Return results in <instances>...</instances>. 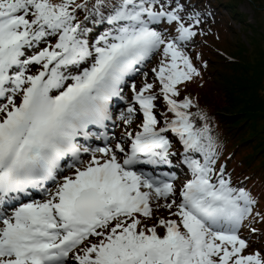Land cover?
<instances>
[{
  "label": "snow or ice",
  "instance_id": "snow-or-ice-1",
  "mask_svg": "<svg viewBox=\"0 0 264 264\" xmlns=\"http://www.w3.org/2000/svg\"><path fill=\"white\" fill-rule=\"evenodd\" d=\"M187 7L0 0V264H264L241 235L254 212L264 220L257 199L215 167L207 116L177 99L201 75L186 51L200 19L187 26ZM170 135L191 174L180 188L139 167L173 166ZM160 208L174 218H156Z\"/></svg>",
  "mask_w": 264,
  "mask_h": 264
},
{
  "label": "rangeland",
  "instance_id": "rangeland-1",
  "mask_svg": "<svg viewBox=\"0 0 264 264\" xmlns=\"http://www.w3.org/2000/svg\"><path fill=\"white\" fill-rule=\"evenodd\" d=\"M191 1L182 0V2L188 5L185 13L182 15L187 26L194 24V21L188 20V16L199 15L200 23L194 27V31L201 35L199 38L196 35L188 43L187 47H196L205 52L206 47L213 44L217 48L225 51L227 55L231 57L234 55L242 60V64L234 63L237 65H227L226 63H219L220 66H217L218 63H215L213 60L209 63V68L208 63L201 64L198 66L201 75L181 85V97L177 99L182 100L185 96L190 97L198 105L193 110L206 115L208 118L207 123L212 126L220 139L228 140L224 138L223 132H220L219 128L221 129V127L218 128L217 126L218 123L214 117L213 108L206 106L207 104L204 101L203 103L200 101V89L203 85L211 86L212 82H214L220 89L221 86L224 88V92H226L228 97V106L226 107L225 113L231 115L232 126H241L240 130L244 133L242 134V139L245 142L247 141L240 148H236L233 144L227 142L226 148L228 150L226 152L230 151L228 159L233 154L230 167L233 168L235 175L239 173L241 176L250 167H242L240 165V159L250 157L254 159V163H250L252 168L248 170V173L255 171L258 173L256 172L255 177L252 178L250 192L258 202L255 211L264 214V0H210L217 7L220 6V13L225 17L223 20L221 17L219 19L218 10L213 5L205 8L207 4L197 5ZM195 1L200 3L203 0ZM226 4L230 6L229 11L226 8ZM210 22L211 24L217 23L215 28L219 32L218 34L214 33L211 37L206 36ZM217 35H219V39H217ZM204 52V57L208 59ZM160 59L161 57L156 55L155 59L146 66L148 67L147 71L149 73L148 82H155V77L151 70L159 64ZM228 61L230 60L228 59ZM216 67L217 72L212 73V70ZM209 69L210 72L208 73ZM143 82L141 80L139 84L141 85ZM154 92L159 94V85L154 89ZM157 101L163 100L158 99ZM222 105H225L224 96H222ZM158 118L160 117L158 116ZM238 133L237 136L241 138V132ZM223 148L225 146L222 145ZM260 165L262 167L256 170L255 168ZM260 183L262 184L261 186ZM259 197L262 199L258 200ZM156 218L174 217H171L170 213L160 208L156 211ZM248 221L250 222L246 232L249 233L250 228L257 230L255 233L250 232V238L254 234L263 235L261 237L262 240L254 241H258V245L256 243V245L253 244L249 240L251 243L249 250L257 247L264 249V220L255 217L254 212L253 217H249ZM148 223L151 225L155 223V220H150ZM258 229L262 230L258 231Z\"/></svg>",
  "mask_w": 264,
  "mask_h": 264
},
{
  "label": "trees",
  "instance_id": "trees-1",
  "mask_svg": "<svg viewBox=\"0 0 264 264\" xmlns=\"http://www.w3.org/2000/svg\"><path fill=\"white\" fill-rule=\"evenodd\" d=\"M221 4H223V3H221ZM226 8L228 9V11L230 10L229 9L230 6L227 4H226ZM218 9L221 10L220 6H218ZM81 16H83V15H81ZM204 54L208 58V59H206V63H208V68H209V63L211 62V60H213L215 63H218L217 66H220L219 63L220 64L226 63L227 65L234 64V63L242 64V60H240L239 58H237L234 55L232 57L227 55V53L225 51L217 48L213 44L206 47ZM228 59L230 61H228ZM234 65H237V64H234ZM195 66L198 68L199 64L195 63ZM206 72H207V70H206ZM209 72H210V69L208 70V73ZM213 72H217V67L214 70H212V73ZM210 78H211V76H210ZM221 89H222V92H221ZM221 89H220V87H218V85H215L214 82H212L211 86L203 85L202 88L200 89V94H201L200 101H201V103H203V101H204V103L207 104L206 106L213 108L214 117L216 118V121L218 123L217 126H218V128L221 127V129L219 128L220 132H223L224 138L228 139V140H221L218 135L214 136L215 142L217 145L216 149L219 151L220 154H223L225 159L227 160L228 167H226V170H225L226 175L231 177L234 186L243 185L246 187V189L247 188L251 189L250 184H251L252 178L255 177V173L257 171L248 173V170L252 168L250 166V163L253 164L254 159L251 157L240 159V165H242V167L243 166H244V168L250 167L248 170H245L241 176L239 173L237 175H235V173L233 172V168L230 167L229 162L232 160L233 154H231V157L228 159V154L230 153V151L226 152L228 150V148H226L227 142L233 144V146L236 148H240L241 146L246 144L247 141L245 142L242 139V134H244V133L240 130L241 126H237V125L232 126L231 115L229 113H225L226 107L228 106V104H227L228 97H227L226 92H224V88L222 86H221ZM222 96H224V98H225V105H222ZM233 128H235V129H233ZM234 130H236V131H234ZM238 132H241V138H240V136H237ZM238 134H240V133H238ZM222 145L225 146V148L222 149ZM261 167H262V165L256 167L255 169L257 170ZM261 185L262 184L260 183V186ZM260 199H262V198L259 197L258 200H260ZM259 236L262 237L263 235H259Z\"/></svg>",
  "mask_w": 264,
  "mask_h": 264
}]
</instances>
